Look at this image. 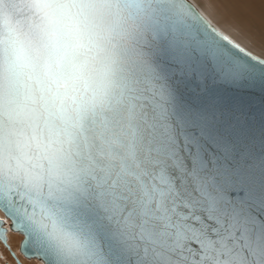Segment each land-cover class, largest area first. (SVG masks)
<instances>
[{
  "label": "water",
  "instance_id": "1",
  "mask_svg": "<svg viewBox=\"0 0 264 264\" xmlns=\"http://www.w3.org/2000/svg\"><path fill=\"white\" fill-rule=\"evenodd\" d=\"M7 232L41 264H264V58L192 0H0L22 264Z\"/></svg>",
  "mask_w": 264,
  "mask_h": 264
},
{
  "label": "bare ground",
  "instance_id": "2",
  "mask_svg": "<svg viewBox=\"0 0 264 264\" xmlns=\"http://www.w3.org/2000/svg\"><path fill=\"white\" fill-rule=\"evenodd\" d=\"M221 31L253 54L264 58V0H192ZM20 235L6 233V244L22 264H41L17 253ZM15 264L0 243V264Z\"/></svg>",
  "mask_w": 264,
  "mask_h": 264
}]
</instances>
